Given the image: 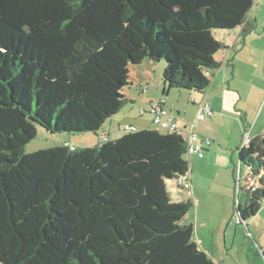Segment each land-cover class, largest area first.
<instances>
[{
	"label": "trees",
	"instance_id": "16d2710c",
	"mask_svg": "<svg viewBox=\"0 0 264 264\" xmlns=\"http://www.w3.org/2000/svg\"><path fill=\"white\" fill-rule=\"evenodd\" d=\"M254 5L0 0V264H216L183 223L194 202H173L167 186L189 174L184 133L135 128L92 148L24 147L37 125L102 133L135 104L124 90L144 61L166 67L163 101L172 90L204 95L228 49L215 31L241 27ZM237 170L243 225L264 206V133Z\"/></svg>",
	"mask_w": 264,
	"mask_h": 264
},
{
	"label": "crops",
	"instance_id": "0c3cea01",
	"mask_svg": "<svg viewBox=\"0 0 264 264\" xmlns=\"http://www.w3.org/2000/svg\"><path fill=\"white\" fill-rule=\"evenodd\" d=\"M218 41L225 43L228 49L215 56L221 66L218 71H213L215 73H210L212 80L207 92L204 95L190 94V103L196 108L191 117L183 116L184 112L179 107L180 104L177 108L173 105L170 108L171 111H176L179 118L178 125L182 127L186 137L187 123L195 121L201 104H209L213 111L204 122L196 123L195 128V132L201 138L211 139L212 145L202 159L196 155L187 156L190 164L191 194L178 188L175 182L172 181L171 185L170 181H167L170 197L175 203L200 200L205 193L203 189L207 181L223 182L230 187L232 179L235 180L234 169L239 163L241 151L249 146H245L246 133L250 134L251 140L264 133V0H255V5L245 23L235 31L225 32L223 40ZM255 48L258 49L255 51L257 57H251L252 49ZM246 51L251 60L241 61L243 58L241 56L246 54ZM156 67L155 63L144 61L131 70V85L138 88L139 92L136 95L125 94L130 101L135 104L144 101L151 105L163 99L162 80L159 81L153 76L157 72ZM152 84L155 85L156 90L148 95ZM171 93L172 91L167 93L166 97ZM165 104L167 107V100ZM123 110L118 114V121L113 120V117L108 122V128L104 127V131L100 133L102 139L105 138L107 141L120 139L126 134L124 130L126 126L137 130H159L153 123L154 118L149 120L144 117L146 113L140 117V113L133 114L132 111ZM98 144L100 145V142L92 147ZM191 219L192 216L188 212L183 223L192 224L189 223Z\"/></svg>",
	"mask_w": 264,
	"mask_h": 264
},
{
	"label": "rangeland",
	"instance_id": "374dc122",
	"mask_svg": "<svg viewBox=\"0 0 264 264\" xmlns=\"http://www.w3.org/2000/svg\"><path fill=\"white\" fill-rule=\"evenodd\" d=\"M215 35L218 40H223L224 33L217 30ZM255 51H258V49H252L251 57H257ZM247 53L248 51H246V54H242L241 57L243 58L241 61L244 59L246 61L251 60ZM156 65L157 72L153 76L160 81L163 79L166 67L162 68L160 62ZM129 81L131 83V78ZM150 89L151 91L148 95L155 92V85L152 84ZM138 92V88L132 85L124 90L125 94L136 95ZM190 94L192 93L187 90H172L170 96L165 98L168 101L167 109L170 110L172 105L177 108L178 104H180L181 106L179 107L184 112L183 116L191 117L196 108L190 103ZM150 107V104L138 101L137 104H129L123 111H132L133 114L140 113V117L144 116L143 113H146L144 117L150 120L154 118L150 115ZM172 111L177 115L176 111ZM118 119V115L113 118L115 121H118ZM108 124H106V128H108ZM37 129V137L24 147V152L27 154L40 149L44 150L53 146L64 145L65 143H68L74 149L92 148V146L102 141L100 133L56 134L43 129L39 125H37ZM234 171L236 178H238L237 167ZM232 181L230 187L223 182L207 181L203 189L205 191L203 196L198 201L194 199V208L189 211L190 216H192L189 223L194 225L197 243L202 249L208 251V255L216 264H264V206L255 217L243 225H238L236 218L237 205L240 201L242 204L244 203V195L241 193L239 197L236 180L232 179ZM170 183L172 185V182ZM244 183L245 181H243L242 187Z\"/></svg>",
	"mask_w": 264,
	"mask_h": 264
},
{
	"label": "built area",
	"instance_id": "2783aa9c",
	"mask_svg": "<svg viewBox=\"0 0 264 264\" xmlns=\"http://www.w3.org/2000/svg\"><path fill=\"white\" fill-rule=\"evenodd\" d=\"M209 104H201L197 110L195 121L187 123L188 136L185 137L187 142L188 155H196L200 159L204 158V153L212 145V140L209 138H201L196 132V123L204 122L208 117L213 114ZM150 114L154 117V124L158 126L159 129H168L172 132L184 133L182 127L178 125L179 118L173 113V111L168 110L165 101L160 100L151 104ZM125 131L134 132L136 129L134 127L126 126ZM185 134V133H184ZM186 136V135H185ZM250 134L246 133L245 146L250 143ZM102 141H107L105 138ZM178 188L184 190V192L191 194L192 184L187 176L175 181Z\"/></svg>",
	"mask_w": 264,
	"mask_h": 264
}]
</instances>
